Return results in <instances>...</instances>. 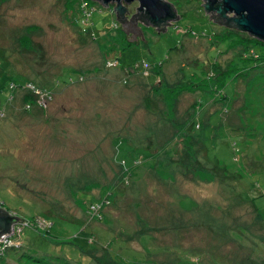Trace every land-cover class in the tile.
<instances>
[{
    "label": "rangeland",
    "instance_id": "obj_1",
    "mask_svg": "<svg viewBox=\"0 0 264 264\" xmlns=\"http://www.w3.org/2000/svg\"><path fill=\"white\" fill-rule=\"evenodd\" d=\"M168 1L0 0V264H264V43Z\"/></svg>",
    "mask_w": 264,
    "mask_h": 264
},
{
    "label": "water",
    "instance_id": "obj_2",
    "mask_svg": "<svg viewBox=\"0 0 264 264\" xmlns=\"http://www.w3.org/2000/svg\"><path fill=\"white\" fill-rule=\"evenodd\" d=\"M103 4L109 1L115 2L113 8L117 11L116 17L122 21L125 32L127 29L133 31L132 39L135 32L141 33L139 27L136 25L135 17L147 23L150 21L153 24H158L157 28L163 27L164 20L176 16L175 7L172 6L168 0H136V12H133L127 20L123 15L125 7L122 2H131L132 0H100ZM205 11H211L212 17L224 24L240 27L257 38L264 40V0H203ZM231 12L230 15H226ZM168 23V22H167ZM144 40V39H143ZM22 219L9 215L0 209V234L4 231L8 232V224L11 221H21Z\"/></svg>",
    "mask_w": 264,
    "mask_h": 264
},
{
    "label": "trees",
    "instance_id": "obj_3",
    "mask_svg": "<svg viewBox=\"0 0 264 264\" xmlns=\"http://www.w3.org/2000/svg\"><path fill=\"white\" fill-rule=\"evenodd\" d=\"M115 11H116V10H115ZM136 11H137V10H136ZM136 11H135V12H136ZM116 13H117V11H116ZM123 15H125L124 12H123ZM130 16H131V14L129 15V17H130ZM124 17L126 18V16H124ZM129 17H127L126 19L129 20ZM168 19H169V18H168ZM168 19H167V20H168ZM135 20H136V21H139V22H142V23H144V24L146 23V22H144L143 20H140L138 17H135ZM167 20H164V21L166 22ZM119 21H120V20H119ZM120 22L122 23V21H120ZM222 23H223V22H222ZM146 24H151V25H153V23H151L150 21H147ZM223 24H224V23H223ZM154 25H155V24H154ZM156 25L158 26V24H156ZM156 25H155V26H156ZM163 25H164V24H163ZM225 25H226L227 27H230V28H238V29L240 28V27H235V26H233V25H228V24H226V23H225ZM162 29H163V28H162ZM249 35L252 36V34H249ZM253 37H254V36H253ZM246 38H252V37H246ZM254 38H256V37H254ZM256 40H257L258 42H262V43H264V40H262V39H258V38H256ZM112 55H114V57H116V58L119 60L118 55H116L115 53L112 54ZM180 85H181V84H180ZM180 85H177V84L175 85V87L178 88V89L176 88L177 90L175 91L177 94H178L179 92H181L182 90H193V89L198 88V87L195 86V81H194V82L191 81L190 84H188L189 87H186V86H184V85L180 86ZM220 86H221V79H219V81L216 82V83L213 85V87H211V88L207 87V89H209V90H210V89H216V88H219ZM0 209H2V208H0ZM2 210L5 211L4 209H2ZM5 212H6V211H5ZM6 213L8 214V212H6ZM12 222H13V221H11V222L8 224V228H7V230L10 228L11 225L14 224V223L12 224Z\"/></svg>",
    "mask_w": 264,
    "mask_h": 264
},
{
    "label": "built area",
    "instance_id": "obj_4",
    "mask_svg": "<svg viewBox=\"0 0 264 264\" xmlns=\"http://www.w3.org/2000/svg\"><path fill=\"white\" fill-rule=\"evenodd\" d=\"M114 59H115V60H118L116 57H114ZM10 229H11V228H10ZM9 231H10V230H9ZM9 231H8V232H9Z\"/></svg>",
    "mask_w": 264,
    "mask_h": 264
},
{
    "label": "flooded vegetation",
    "instance_id": "obj_5",
    "mask_svg": "<svg viewBox=\"0 0 264 264\" xmlns=\"http://www.w3.org/2000/svg\"><path fill=\"white\" fill-rule=\"evenodd\" d=\"M154 25V24H153Z\"/></svg>",
    "mask_w": 264,
    "mask_h": 264
}]
</instances>
